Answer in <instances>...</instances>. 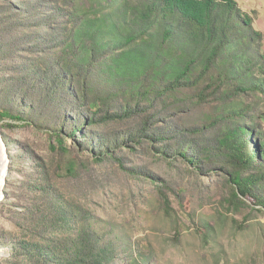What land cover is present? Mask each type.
I'll return each mask as SVG.
<instances>
[{"label": "trees", "instance_id": "16d2710c", "mask_svg": "<svg viewBox=\"0 0 264 264\" xmlns=\"http://www.w3.org/2000/svg\"><path fill=\"white\" fill-rule=\"evenodd\" d=\"M3 1L0 61L17 76L7 77L0 117L30 126L48 115L51 137L97 162L122 163L118 151L148 146L169 163L227 176L233 205L250 200L264 212V113L249 101L264 96L253 13L235 0ZM15 24L27 36L12 39ZM201 108L209 112L197 118ZM45 182L27 234L0 241V264H149L113 224Z\"/></svg>", "mask_w": 264, "mask_h": 264}, {"label": "rangeland", "instance_id": "374dc122", "mask_svg": "<svg viewBox=\"0 0 264 264\" xmlns=\"http://www.w3.org/2000/svg\"><path fill=\"white\" fill-rule=\"evenodd\" d=\"M235 1L253 13L256 30L263 34L264 52V0ZM0 6L8 7L3 0ZM12 31L14 40L27 36L17 24ZM15 57L31 56L16 52ZM10 61H0V95L9 85L7 77L17 76L7 70ZM5 101L0 96V105ZM249 101L264 113L263 95ZM208 112L201 108L196 117ZM49 120L44 115L27 126L0 117L9 169L0 201V241L27 234L38 209L35 201L40 200L36 189L47 177L74 207L113 224L114 236L123 247L135 249V255L141 251L149 264H264V212L250 200L233 205L227 176L202 175L181 161L169 163L154 156L148 146L134 153L118 151L115 156L122 157V163L116 159L97 162L73 140L62 144L51 137ZM158 187L170 197V213ZM2 251L4 258L11 257L8 248Z\"/></svg>", "mask_w": 264, "mask_h": 264}, {"label": "bare ground", "instance_id": "6f19581e", "mask_svg": "<svg viewBox=\"0 0 264 264\" xmlns=\"http://www.w3.org/2000/svg\"><path fill=\"white\" fill-rule=\"evenodd\" d=\"M7 152L3 143L0 141V201L3 198V189L5 186V178L7 175L8 160L6 158Z\"/></svg>", "mask_w": 264, "mask_h": 264}, {"label": "water", "instance_id": "95a60500", "mask_svg": "<svg viewBox=\"0 0 264 264\" xmlns=\"http://www.w3.org/2000/svg\"><path fill=\"white\" fill-rule=\"evenodd\" d=\"M0 141H1V143H3V146L6 147V145L4 143V140H3V136H2L1 131H0ZM8 174H9V169L7 167V175H6V178H7ZM6 178H5V185H6V182H7V179ZM3 196H4V194H3Z\"/></svg>", "mask_w": 264, "mask_h": 264}]
</instances>
